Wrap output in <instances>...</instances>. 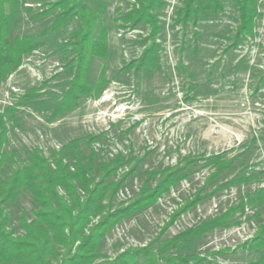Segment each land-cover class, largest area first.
I'll return each mask as SVG.
<instances>
[{
	"label": "rangeland",
	"instance_id": "rangeland-1",
	"mask_svg": "<svg viewBox=\"0 0 264 264\" xmlns=\"http://www.w3.org/2000/svg\"><path fill=\"white\" fill-rule=\"evenodd\" d=\"M219 1L222 11L195 25L183 27L180 23L172 25L171 21L166 27L167 23L159 18L164 32L159 36L163 48L158 69L135 73L122 68L145 46V43H137L144 37L134 31L146 34L148 25L142 23L134 27L128 22L122 30L133 32L119 38L120 22L114 19L133 7L138 8L139 4L134 0H87L88 5L101 14L109 45L107 59L90 60L87 81L95 84L99 72L104 70L108 83L99 97H82L75 108L57 118L48 119L51 108L48 99L60 94L64 81L70 76L64 68L65 62L60 59L59 46L79 27L77 20L48 34L47 43L27 55L21 67L0 84V99L7 92L12 103L0 104V113L14 105L18 111L19 125H13L10 142L21 153L24 148L38 147L48 157L51 150L59 151L70 140L80 138H84L80 141L81 149L86 151L85 137L92 136L90 145L99 160L110 159L118 151L141 160L118 192L117 205L131 201L143 185L147 172L176 165L186 156L225 152L226 157H235L236 170L222 173L217 183L225 182L242 170L241 163L249 165L248 172L258 175L259 181L224 188L211 195L213 185H206L210 171L199 169L190 179L173 187L155 206L116 225L102 245V253L108 259L128 246H144L156 238H159L155 245L158 246L160 241L224 211L236 203L244 191L264 187V0L258 2L261 16L255 25V36L237 48L227 47L238 21L235 4L233 0ZM41 4H25L32 7V12H23L22 32L34 34L48 26V18H31ZM162 15L163 12L159 17ZM179 62L183 66L182 73L176 69ZM44 80L47 83L42 87ZM11 87L17 94L11 92ZM33 92L38 96L26 103L24 95ZM115 93L119 100L108 107L105 100ZM150 97L155 99L150 101ZM111 120L118 122L109 124ZM203 187L200 193L203 199L167 224L172 213L180 210ZM21 205L31 208L27 198L21 200ZM248 216L249 220H245ZM251 216L252 212L247 211L239 226L215 230L191 241L184 239L175 249L168 250L175 255L206 256L212 264H244L250 254L237 247L256 231L259 220ZM260 219L264 221V211ZM219 250L223 253L214 254Z\"/></svg>",
	"mask_w": 264,
	"mask_h": 264
},
{
	"label": "trees",
	"instance_id": "trees-1",
	"mask_svg": "<svg viewBox=\"0 0 264 264\" xmlns=\"http://www.w3.org/2000/svg\"><path fill=\"white\" fill-rule=\"evenodd\" d=\"M134 1L139 4L138 8L133 7L114 21L130 22L131 26L144 23L150 27V33L137 42L139 45L145 43L141 54L122 69L156 70L161 50L156 42L161 30L156 11L164 0ZM181 1L174 23L183 27L195 25L223 9L219 0ZM38 2H42V7L32 13L31 18H48L49 24L37 33H24L21 30L23 12H32V7L25 4ZM233 2L238 21L228 48H236L247 38H253L257 19L261 16L259 0ZM73 19L79 22V27L59 46L60 59L65 62L64 68L70 76L64 81L65 87L60 94L48 99L51 103L48 119L71 111L82 97H98L107 85L104 71L99 72L95 84L87 81L90 60L108 57L107 29L101 14L92 9L87 0H0V84L22 65L27 55L47 43L48 34L56 33ZM46 83L44 80L41 86ZM34 96L38 94L24 95L25 102ZM15 106L6 107L0 113V264H212L206 256L175 255L168 249H175L184 239L191 241L215 230L239 226L247 211L252 212L251 217L259 223L256 231L237 250L250 254L244 264H264V221L260 219L264 211V187L244 191L237 202L224 211L160 241L158 246H155L159 242L156 238L144 246H128L108 259L102 253V245L116 225L155 206L173 187L190 179L199 169L210 171L206 185H213L211 195L224 188L259 181L258 175L248 172L249 165L241 163L242 170L225 182L217 183L222 173L236 170L235 157L228 158L225 152L186 156L176 165L147 172L143 185L131 201L127 205H117V194L140 159L131 154L124 157L118 151L110 159L99 160L90 145L92 136L85 137L86 151L81 149L80 141L84 138H80L70 140L59 151L51 150L48 157L38 147L24 148L21 153L10 142L13 125H19ZM202 189L204 187L180 210H175L167 224L195 207L203 199ZM24 198L29 200L31 208L21 205ZM222 253L219 250L214 254Z\"/></svg>",
	"mask_w": 264,
	"mask_h": 264
},
{
	"label": "crops",
	"instance_id": "crops-1",
	"mask_svg": "<svg viewBox=\"0 0 264 264\" xmlns=\"http://www.w3.org/2000/svg\"><path fill=\"white\" fill-rule=\"evenodd\" d=\"M131 3V2H130ZM165 2H164V4L162 5V7H160L157 11H156V13L158 14V16H157V18H158V20H159V18H161V17H159V15L163 12V14H164V12H165ZM177 5H179V7L177 6V10L174 12V16L172 17V25H175V23H174V21H175V19H176V17H177V15H176V13H177V11H178V9L182 6V1L181 0H179L178 1V4ZM137 7H138V5H137ZM164 9V10H163ZM131 9H129V10H127L126 11V13L127 12H129ZM119 18V17H118ZM120 22V21H119ZM160 25V24H159ZM119 26L121 27V29L124 27V24H121V22H120V24H119ZM134 27H137V26H134ZM148 28H149V30H148V33H142L141 34V36H143L144 38H147L148 37V34L150 33V27L148 26ZM160 28H161V30H160V32L156 35V42L157 43H159V36H160V34L162 33V32H164V30H163V28H164V26L162 27L161 25H160ZM120 29V28H119ZM168 35H169V33H167ZM143 38V39H144ZM247 39H250V38H247ZM246 41V40H245ZM107 44H108V36H107ZM160 44V43H159ZM161 45V44H160ZM240 46V45H239ZM238 46V47H239ZM162 45H161V50H160V53H161V51H162ZM237 48V47H236ZM108 52H109V45H108ZM160 55V54H159ZM160 57V56H159ZM21 67V66H20ZM19 67V68H20ZM18 68V69H19ZM17 69V70H18ZM158 69V68H157ZM156 69V70H157ZM176 69H177V71L180 73H182V71H183V66H182V63L181 62H179L177 65H176ZM16 70V71H17ZM131 70H133V71H135L134 69H131ZM173 70H174V68H173ZM15 71V72H16ZM101 71H104V70H101ZM138 71H154V70H152V69H148V68H142V69H140V70H138ZM138 71H135V73H137ZM105 74V73H104ZM105 89H103V91H104ZM102 91V92H103ZM101 92V93H102ZM118 93H115V95H111V98H108L107 100H105V102H106V104L108 105V107H110L113 103H115L116 102V100L118 101L119 99H118V95H117ZM100 96V95H99ZM98 96V97H99ZM95 98V97H94ZM189 98V97H188ZM188 98H186V99H188ZM153 99H155V97H150V101H152ZM189 100V99H188ZM120 104V103H119ZM118 120H120L119 119V117H118ZM116 122H118L117 120L116 121H109V124H115ZM119 152H121L122 153V155L125 157L126 156V154L124 155V153L122 152V151H119ZM128 155V154H127ZM230 229V228H229Z\"/></svg>",
	"mask_w": 264,
	"mask_h": 264
},
{
	"label": "built area",
	"instance_id": "built-area-1",
	"mask_svg": "<svg viewBox=\"0 0 264 264\" xmlns=\"http://www.w3.org/2000/svg\"><path fill=\"white\" fill-rule=\"evenodd\" d=\"M178 1L179 0H165V12H164V15H162L161 19L166 22V27L168 26V24L172 21V17L174 16V12H175V9H176V6L178 4ZM129 29H125V30H122V29H119L118 30V36L117 37H121L122 35L125 37L126 35H130L133 31H128ZM125 31H128L127 33H125ZM134 34H142L141 31H134ZM10 78V76H9ZM8 78V79H9ZM13 92V93H16L18 92L15 88L11 87L10 88ZM17 94V93H16ZM9 94L6 92L4 93V97L2 99H0V104H4V105H11L12 103L9 102ZM123 198H127L126 196L122 195Z\"/></svg>",
	"mask_w": 264,
	"mask_h": 264
},
{
	"label": "flooded vegetation",
	"instance_id": "flooded-vegetation-1",
	"mask_svg": "<svg viewBox=\"0 0 264 264\" xmlns=\"http://www.w3.org/2000/svg\"><path fill=\"white\" fill-rule=\"evenodd\" d=\"M140 54H141V52H140ZM140 54H139V55H140ZM139 55H138V56H139ZM138 56H137V57H138ZM137 57H136V58H137Z\"/></svg>",
	"mask_w": 264,
	"mask_h": 264
}]
</instances>
